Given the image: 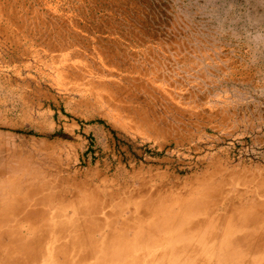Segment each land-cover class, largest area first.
<instances>
[{
  "label": "rangeland",
  "instance_id": "obj_1",
  "mask_svg": "<svg viewBox=\"0 0 264 264\" xmlns=\"http://www.w3.org/2000/svg\"><path fill=\"white\" fill-rule=\"evenodd\" d=\"M262 240L264 0H0V264H264Z\"/></svg>",
  "mask_w": 264,
  "mask_h": 264
},
{
  "label": "bare ground",
  "instance_id": "obj_2",
  "mask_svg": "<svg viewBox=\"0 0 264 264\" xmlns=\"http://www.w3.org/2000/svg\"><path fill=\"white\" fill-rule=\"evenodd\" d=\"M245 209V208H244ZM263 209V208H262ZM235 213V212H234ZM259 214V213H258ZM228 215V214H227ZM248 215V213H246V216ZM257 215V214H256ZM245 216V215H244ZM245 216V217H246ZM8 217H10V216H8ZM179 217H181L180 216V214H179ZM222 217V216H221ZM238 217V216H237ZM244 217V218H245ZM258 217V216H257ZM251 218V217H250ZM178 219V218H177ZM242 219V218H241ZM252 219V218H251ZM257 219V218H256ZM237 220H239V219H237ZM12 221V220H11ZM175 222V221H174ZM231 222H233L232 220H231ZM247 222V221H246ZM251 222V221H250ZM253 222V221H252ZM186 223V222H185ZM241 223H242V221H241ZM260 223V222H259ZM261 223H263V222H261ZM183 224V223H182ZM248 224V223H247ZM219 225V224H218ZM179 226H182L181 224L179 225ZM245 226V225H244ZM247 226V225H246ZM252 226H255V224L254 225H252ZM254 228V227H253ZM257 228V227H256ZM256 228H255V230H256ZM246 229V228H245ZM248 229V228H247ZM218 230V229H217ZM252 230V229H251ZM11 231V233H14V234H16V237L17 238H21V237H19V235H18V233H20V229H19V227H17V226H15L14 227V229H12V230H10ZM188 231V230H187ZM254 232V231H253ZM252 233V232H251ZM241 234V233H240ZM4 235V234H3ZM178 235V234H177ZM180 235V234H179ZM243 235V234H242ZM248 235V234H247ZM173 236V235H172ZM185 236V235H184ZM255 236H256V234H255ZM258 236V235H257ZM262 236V235H261ZM190 237H192V236H190ZM251 237V236H250ZM173 238V237H172ZM233 238V237H232ZM254 238V237H253ZM194 239V238H193ZM200 239V238H199ZM252 239V238H251ZM134 240V239H133ZM214 240H216V239H214ZM14 241H16V239L14 240ZM198 241V240H197ZM232 241V240H231ZM251 241V240H250ZM263 241V240H262ZM252 242V241H251ZM264 242V241H263ZM262 243V242H261ZM11 245H13L12 243H11ZM263 245V244H262ZM184 246V245H183ZM182 246V247H183ZM214 246H215V244H214ZM240 246V245H239ZM180 247V246H179ZM186 247V246H185ZM237 247V246H236ZM264 247V246H263ZM169 248V247H168ZM189 248H191V247H189ZM215 248V247H214ZM243 248V247H242ZM178 249V248H177ZM239 249H240V247H239ZM16 250L17 251H21L22 250V248H16ZM182 250V249H181ZM192 250V249H191ZM241 250V249H240ZM247 251V250H246ZM163 252V251H162ZM186 252H187V250H186ZM203 252V251H202ZM202 252H201V254H202ZM209 252V251H208ZM218 252V251H217ZM216 252V253H217ZM264 252V251H263ZM164 253V252H163ZM162 253V254H163ZM173 253V252H172ZM188 254H190L189 252H187ZM241 253H243V250H242V252ZM194 254V253H193ZM213 254V253H212ZM261 254H263V253H261ZM165 255V254H164ZM216 255V254H215ZM250 255V254H249ZM264 255V254H263ZM156 256V255H155ZM160 256V255H159ZM162 256V255H161ZM184 256H185V254H184ZM187 256V255H186ZM171 257V256H170ZM177 257V256H176ZM194 257V256H193ZM199 257V256H198ZM240 257V256H239ZM246 257V256H245ZM256 257H257V255H256ZM186 258V257H185ZM241 258V257H240ZM247 258V257H246ZM180 259V258H179ZM189 259H191V258H189ZM192 259H194V258H192ZM191 259V260H192ZM243 259V258H242ZM245 259V258H244ZM251 259H253V258H251ZM259 259H261V258H259ZM212 260V259H211ZM214 260V259H213ZM239 260V259H238ZM158 261V260H157ZM197 261V260H196ZM207 261V260H206ZM253 261V260H252ZM185 262V261H184ZM68 264H70V263H68ZM167 264V263H166ZM181 264V263H180Z\"/></svg>",
  "mask_w": 264,
  "mask_h": 264
}]
</instances>
